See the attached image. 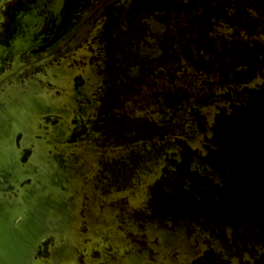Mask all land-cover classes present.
<instances>
[{
  "label": "flooded vegetation",
  "instance_id": "flooded-vegetation-1",
  "mask_svg": "<svg viewBox=\"0 0 264 264\" xmlns=\"http://www.w3.org/2000/svg\"><path fill=\"white\" fill-rule=\"evenodd\" d=\"M14 102L21 264H264V0H0Z\"/></svg>",
  "mask_w": 264,
  "mask_h": 264
},
{
  "label": "water",
  "instance_id": "water-1",
  "mask_svg": "<svg viewBox=\"0 0 264 264\" xmlns=\"http://www.w3.org/2000/svg\"><path fill=\"white\" fill-rule=\"evenodd\" d=\"M18 128V104L14 102L6 106V109L0 108V177H9L12 182L17 181L20 174V170L17 167V160H15L16 152L11 149L14 146V140ZM5 144H9L10 149H7ZM9 160H11V162ZM9 166L11 168L10 170L8 168ZM17 187V184L7 185L6 183H0V260H9L7 264H21L19 262L20 246H15V243L21 241L23 225L20 223V227L14 229L12 224H14L18 216L20 219H23L24 216L21 213L22 209H26V211H30L29 208L34 209L35 211L38 209L34 204L25 206L24 202L20 200L19 203L22 204V207H18L15 205L13 199L7 201L2 197L3 194L16 192ZM47 202L50 204L51 201L48 200ZM15 247H17L15 250H10V248Z\"/></svg>",
  "mask_w": 264,
  "mask_h": 264
},
{
  "label": "rangeland",
  "instance_id": "rangeland-1",
  "mask_svg": "<svg viewBox=\"0 0 264 264\" xmlns=\"http://www.w3.org/2000/svg\"><path fill=\"white\" fill-rule=\"evenodd\" d=\"M8 168H9V170L11 169L10 166ZM30 176L32 179L31 185H33V187L32 188L25 187V189L21 192L24 195L19 197L20 200L22 202H24V204L26 206L36 204L39 201V194L37 193L38 191L36 190L37 186L36 187L34 186V182L36 183V179H35L34 175L31 174ZM43 205H45L44 208H43ZM40 210H41V212H43V215H44L42 217L44 220V221H42L43 222V225H42L43 228H45L46 230H49V231H51V230L57 231L58 233L62 232V234L64 233V235L66 237H69V231H68L67 227L62 222L57 223V222H53V220H51V216L53 214H55L56 212L59 213L56 209H53V207H51V203L49 205L45 200H42V207H40ZM18 245H19V243H15V246H18ZM16 248L17 247L10 248V250H12V249L15 250ZM8 253H10V252H8ZM56 254L57 255H56V258L54 259V261H52L48 264H58L61 261V259L63 257L62 249L58 248ZM8 262H9V260H7V259L4 261L5 264H7ZM45 264H47V263H45Z\"/></svg>",
  "mask_w": 264,
  "mask_h": 264
},
{
  "label": "bare ground",
  "instance_id": "bare-ground-1",
  "mask_svg": "<svg viewBox=\"0 0 264 264\" xmlns=\"http://www.w3.org/2000/svg\"><path fill=\"white\" fill-rule=\"evenodd\" d=\"M14 201H15V199H14Z\"/></svg>",
  "mask_w": 264,
  "mask_h": 264
}]
</instances>
